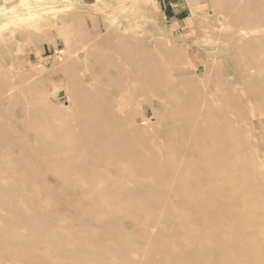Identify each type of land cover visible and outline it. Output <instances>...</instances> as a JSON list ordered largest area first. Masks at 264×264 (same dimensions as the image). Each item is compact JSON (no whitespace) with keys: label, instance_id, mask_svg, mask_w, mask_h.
I'll use <instances>...</instances> for the list:
<instances>
[{"label":"rangeland","instance_id":"1","mask_svg":"<svg viewBox=\"0 0 264 264\" xmlns=\"http://www.w3.org/2000/svg\"><path fill=\"white\" fill-rule=\"evenodd\" d=\"M4 1L0 0V264H198L193 257L197 254L183 242L186 238L182 241L175 233L177 224H171L202 211L214 221L218 215L220 235L231 238L226 242L206 235L207 245L194 248L207 256L205 264H246L247 256L234 259L238 244L264 254V0H186L184 13L175 19L165 0ZM217 111L230 125L226 172H241L245 191L237 196L250 198L243 208H226L228 213L213 199L218 196L216 183L198 184L199 170L192 169L198 168L197 154L189 152L196 141L193 132L198 131L192 128L193 118L202 122ZM100 128L104 139L96 136ZM119 129L125 131V142ZM113 136L125 147L138 144L141 154L153 150L147 160L162 167L157 176L163 180L148 187L142 184L137 166L132 168L118 155L126 149ZM155 143L159 149L151 148ZM140 150L135 152L139 155ZM154 153L159 155L156 160ZM146 162L141 164H153ZM168 167L172 172L176 167L196 193L183 191ZM192 196H203L205 205L212 207L190 210L184 199ZM171 213L177 214L172 223L167 218ZM235 215L239 218L231 219ZM239 221L244 223L241 231ZM163 238L172 252L155 246Z\"/></svg>","mask_w":264,"mask_h":264},{"label":"bare ground","instance_id":"2","mask_svg":"<svg viewBox=\"0 0 264 264\" xmlns=\"http://www.w3.org/2000/svg\"><path fill=\"white\" fill-rule=\"evenodd\" d=\"M5 1H8V0H5ZM4 1V2H5ZM248 2H250V0L248 1ZM256 2V1H255ZM256 3H258V1L256 2ZM253 4V3H252ZM250 5V7H251V4H248V6ZM2 6V5H1ZM247 6V7H248ZM254 6V5H253ZM252 6V7H253ZM237 41H239V40H237ZM240 42V41H239ZM131 49V48H130ZM128 55V54H127ZM125 60V59H124ZM129 60V59H128ZM133 60H134V58H133ZM132 61V60H131ZM129 65V64H128ZM131 67V66H130ZM2 68V67H1ZM149 69V68H148ZM129 70V69H128ZM166 71V70H165ZM123 72V71H122ZM130 72V71H129ZM118 73V72H117ZM135 74V73H134ZM122 75V74H121ZM120 75V76H121ZM133 75V74H132ZM123 77H124V75H122ZM121 76V77H122ZM131 76V75H130ZM135 77V76H134ZM139 78H140V76H138ZM126 78V77H125ZM134 79V78H133ZM143 79V78H142ZM174 80V79H173ZM129 81H130V79H129ZM135 81H138V80H136V78H135ZM227 81V80H226ZM130 82H132V81H130ZM134 82V81H133ZM236 84V83H235ZM133 85V84H132ZM218 91V90H217ZM241 92V91H240ZM242 93V92H241ZM149 96V95H148ZM162 100V99H161ZM225 101V100H224ZM225 103H227V101L225 102ZM222 104H223V101H222ZM47 107V106H46ZM220 107V106H219ZM224 107H230V106H224ZM208 108V107H207ZM232 108V107H231ZM172 109V108H171ZM223 112H224V110H222ZM222 111L221 112H219V111H217V113H215V114H213V116H210V117H206L205 119H204V121H202V122H198V120H195V118H193V123H192V128L193 129H196V130H198L197 131V134H195L194 132H193V136H192V138L195 136L196 138H195V142H194V144H193V150H192V147H191V150L189 151V149L190 148H188V150L187 151H189V152H193L194 151V153L195 154H197V156H196V158H194V160H196V162H197V167L198 168H196V166H193L192 167V169L195 167V169H196V171L194 170V172L196 173L197 172V170H199L198 171V177H200L199 178V180H198V184H206V183H211V184H214V183H216V184H214V185H217L216 186V188H213V189H215V191L216 192H218V196H215V197H213V199H215V200H219L220 201V204H221V206L223 207V210H225V212L227 211L226 210V208H229V209H235V210H237V209H239V208H243V207H245L247 204H248V200L250 199V198H248V196L247 195H245V194H243V195H240V196H237V194H239V193H244V191H245V188L242 186V184H241V176H240V174H241V172H238V171H236V170H231L230 172H226L227 171V168L225 167L226 166V161H227V159H228V152H227V149L229 148V145H231V139L230 140H228V137H227V135H228V133H227V131L226 130H228L227 128H229V126H227V123H228V120H226V119H224L223 118V113H222ZM227 112V111H226ZM121 113H123V112H121ZM227 113H229V112H227ZM225 114V113H224ZM230 114H233V113H231L230 112ZM227 115V114H226ZM181 116V115H180ZM200 116V115H199ZM229 116H231V115H229ZM232 118V117H231ZM234 120V119H233ZM187 121H188V119H187ZM191 121V120H190ZM245 121V120H244ZM248 121V120H247ZM190 123V122H189ZM232 124V123H231ZM236 124V123H235ZM62 125V124H61ZM122 125V124H121ZM181 125V124H180ZM122 126H124V123H123V125ZM122 126H120L119 125V127L117 126V128H120V127H122ZM107 127V129H108V125L106 126ZM114 127H115V125H114ZM126 127H127V125H126ZM125 127V128H126ZM181 127H183L182 125H181ZM116 128V127H115ZM114 128V129H115ZM57 129V128H56ZM102 128H100L99 129V132H100V130H101ZM104 129H105V127H103V130H101L102 132L104 131ZM230 129V128H229ZM126 130H128V129H126ZM180 130V129H179ZM178 130V131H179ZM112 131H113V129H112ZM119 131L121 132V129H119ZM250 131V130H249ZM102 132H100V133H98L96 136L98 137H100V138H103V137H101L100 135L102 134ZM105 132V131H104ZM128 132V131H127ZM184 132V131H183ZM229 132V131H228ZM49 133H51V132H49ZM48 133V134H49ZM124 135H123V134ZM167 133V135H170V133L171 132H169V131H167L166 132ZM176 133H177V130H176ZM107 134V133H106ZM113 134V133H112ZM121 134H122V138H121V140H123L124 142H125V140L123 139V136H124V138H126V135H125V131L123 132H121ZM131 135V134H130ZM133 135V134H132ZM183 135V134H182ZM184 135H186L185 134V132H184ZM190 135V134H189ZM111 136V135H110ZM177 135H175V137H176ZM179 136H181V134H179ZM108 137V136H107ZM114 137V136H113ZM116 137V139H118L117 141L114 139ZM114 138H112V139H114L116 142H117V145H120L119 144V142L120 143H122V148H125L126 149V151H125V153L126 154H122L123 153V151L122 150H120V152H119V154L118 155H122V157H121V159L123 160V162H126L127 164H131V165H133L132 166V168L133 167H135V166H137L136 168H135V172H137V175L139 174V178H137L138 180L140 179L141 180V183L142 184H147V187H148V185H152V184H154L155 182H156V180H159V179H162V178H164L163 176H161V177H159L160 175L159 174H161V171H160V173L158 172V168L160 167V165L158 166V167H156V166H153V165H156V164H154L153 163V160L151 161V162H148V160H149V158L152 156L151 155V153L153 152V150L152 149H147V150H152L151 152L149 151V153H150V155H144V154H141V150L137 147L138 146V144H137V142L136 143H133V142H131V145H133V144H137V146L136 147H134L135 149H138V150H140L139 152H140V154L138 155V153L137 152H135V149L133 148V146L132 147H129V146H127V147H125V145L123 144V142H121V140L119 139V138H117L118 136H115ZM186 137V136H185ZM51 138V137H50ZM179 138H184L183 136L182 137H179ZM52 139H54V138H52ZM104 139V138H103ZM111 139V143H112V140ZM159 139V138H158ZM167 139V138H166ZM154 140V139H153ZM42 141V140H41ZM106 140H104V142H105ZM115 141H113V142H115ZM136 141V139H134V142ZM152 141V140H151ZM181 141V140H180ZM66 142V141H65ZM109 142V143H110ZM171 142V141H170ZM54 143V142H53ZM106 143V142H105ZM105 143H104V145H105ZM108 143V144H109ZM39 145H41L40 143H38ZM93 144V143H92ZM158 144L159 143H157V146H156V143H155V145L154 146H152V145H150L151 146V148L152 147H158ZM95 145V144H94ZM97 145V144H96ZM116 145V144H115ZM162 145V144H161ZM108 146V145H107ZM124 146V147H123ZM159 146H160V144H159ZM112 147V146H111ZM120 147V148H121ZM67 148H69V147H67ZM77 148V147H76ZM116 148V147H115ZM119 147H117V149H120ZM130 148H132V149H130ZM128 149H130V150H132V151H127ZM133 149H134V151H133ZM157 149H159V147L157 148ZM60 150V149H59ZM110 150V149H109ZM63 151V150H62ZM113 151L115 152V150H114V148H113ZM122 151V152H121ZM144 151V150H143ZM155 152H157V150H154ZM6 152V151H5ZM64 152H66V147H65V150H64ZM67 152H69L68 151V149H67ZM109 152H111V151H109ZM148 152V151H147ZM2 152H0V154H1ZM14 153V152H13ZM57 153V152H56ZM113 153V152H112ZM111 153V154H112ZM145 154H146V152H144ZM160 153V152H159ZM69 154V156H70V153H68ZM108 154V153H107ZM116 154V153H115ZM114 154V155H115ZM155 154L156 155H158L157 153H154V156H155ZM191 154H193V153H191ZM3 155H5V154H3ZM65 155V154H64ZM113 155V154H112ZM118 155H116L117 157H118ZM146 156V160H147V162L149 163V165L150 164H152V165H150V167H147V165L146 166H144L143 164H145V163H142L141 164V161L142 162H146V160L144 161L142 158H141V156ZM259 155V154H258ZM85 156H86V154H85ZM153 156V158L156 160L158 157H159V155L157 156V157H154ZM165 156V155H164ZM193 156V155H192ZM3 157V156H2ZM1 157V158H2ZM109 157H110V155H109ZM112 157V156H111ZM141 159H140V158ZM194 157V156H193ZM192 157V158H193ZM258 157V156H257ZM56 158V157H55ZM73 158V157H72ZM113 158V157H112ZM161 158H162V156H161ZM92 159V158H91ZM90 159V160H91ZM109 159V158H108ZM120 159V160H121ZM145 159V158H144ZM114 160H116V157H114ZM164 160V159H163ZM168 160V159H167ZM189 160V159H188ZM96 161H100V160H96ZM102 161V160H101ZM111 161V160H110ZM261 161V160H260ZM10 162V161H9ZM113 162V161H112ZM133 162H135V163H133ZM146 162V163H147ZM157 162H160V161H157ZM147 163V164H148ZM156 163V162H155ZM161 163V162H160ZM168 163L169 162H166V164H167V166H168ZM182 163V162H181ZM256 163V162H255ZM7 164H9V163H7ZM12 164V163H11ZM15 164V163H14ZM170 164V163H169ZM263 164V163H262ZM261 164V165H262ZM55 165H57V164H55ZM83 165V164H82ZM111 165H112V163H111ZM135 165V166H134ZM139 165H142V167L141 166H139ZM173 165V164H172ZM240 165V164H239ZM249 165V164H248ZM15 166V165H14ZM75 166V165H74ZM76 166H78V165H76ZM76 166H75V168H73L74 170L76 169ZM101 166H103V165H101ZM127 166V165H126ZM130 166V165H129ZM139 166V167H138ZM144 166V167H143ZM163 166V165H162ZM175 166V164L172 166V167H174ZM263 166H264V164H263ZM70 167V166H69ZM82 167V170L84 171L85 170V168H83V167H87L86 165H84V166H81ZM92 167V166H91ZM128 167V166H127ZM164 167V166H163ZM242 167L244 168V166L242 165ZM260 167V166H259ZM262 167V166H261ZM260 167V168H261ZM78 168V167H77ZM156 168H157V170H156ZM168 168H170V167H168ZM176 168V167H175ZM173 168V172H172V168H170L171 170V172L170 173H173L172 175H174L178 180V183H179V185H180V183L181 184H183V186H184V188L182 189L183 191H185V192H187L188 194L190 193V194H192L193 195V193H196V192H193L194 191V187L192 186L193 184H188V182H187V179H185L184 178V176L182 175V173L180 172V171H178V169L176 168ZM257 168V167H256ZM17 169V168H16ZM87 169V168H86ZM91 169V168H90ZM95 169V168H94ZM159 169H161L162 170V167H160ZM242 169V168H241ZM259 171L261 170V169H259V168H257ZM18 170V169H17ZM73 170V171H74ZM81 169H80V171H82ZM243 170V169H242ZM77 171V170H76ZM86 171V170H85ZM84 171V172H85ZM92 171V170H91ZM165 171H168L169 172V169L168 170H166L165 169ZM176 171H178V172H176ZM229 171V170H228ZM244 171H245V169H244ZM75 172V171H74ZM6 173V172H5ZM81 173H83V172H81ZM14 174V173H13ZM13 174H11V175H13ZM15 174H17V173H15ZM72 174H73V172H72ZM90 174V173H89ZM136 174V173H135ZM169 174V173H168ZM184 175H185V173H183ZM243 174V173H242ZM264 174V173H263ZM120 175V174H119ZM118 175V176H119ZM157 175H159V176H157ZM162 175H163V173H162ZM172 175L170 176V177H172ZM87 176V175H86ZM95 176V175H94ZM186 176V175H185ZM260 176H261V179L263 180V177H262V175L260 174ZM259 176V177H260ZM5 177V176H4ZM75 177V176H74ZM125 177V176H124ZM135 177H136V175H135ZM251 177H252V175H251ZM254 177H256V180L255 181H258V179H257V176H255L254 175ZM73 178V177H72ZM76 178V177H75ZM126 178V177H125ZM78 179V178H77ZM86 179V178H85ZM254 178H252V180H253ZM4 180H6V179H3V182H4ZM7 180H9V179H7ZM6 180V181H7ZM75 179H73V181H74ZM110 180V179H109ZM163 180V179H162ZM238 180H240V182L238 181ZM252 180H251V182H252ZM261 180V181H262ZM2 181V180H1ZM5 181V183H7ZM114 181V180H113ZM176 181V180H175ZM244 181V180H243ZM254 181V180H253ZM85 182V181H84ZM14 183V182H13ZM94 183V182H93ZM254 183V182H253ZM253 183L251 184V186L250 187H252V191L250 190V192H254V190H253ZM109 184V183H108ZM126 184H127V182H126ZM171 184V183H170ZM93 185V184H92ZM262 185V184H261ZM3 186V185H2ZM32 186H33V184H32ZM127 186V185H126ZM146 186V185H145ZM166 186H168V185H166ZM195 186V185H194ZM201 186V185H200ZM248 186H249V184H248ZM34 188H35V186H33ZM87 187V186H86ZM89 187V186H88ZM182 187V186H181ZM212 187H214L213 185H212ZM1 188V187H0ZM23 188V187H22ZM32 188V187H31ZM91 188V187H90ZM126 188V187H125ZM197 188V185H196V187H195V189ZM33 189V188H32ZM185 189V190H184ZM198 189V188H197ZM256 189V188H255ZM262 186H261V191H262ZM21 190V189H20ZM94 190V189H93ZM36 191V190H35ZM132 191V190H131ZM154 191H156V192H154V193H157V189L156 190H154ZM159 192H160V189L158 190ZM162 191V190H161ZM189 191V192H188ZM196 191V190H195ZM248 191H249V189H248ZM130 192V191H129ZM133 192V191H132ZM182 192V191H181ZM179 193V192H178ZM177 193V194H178ZM183 193V192H182ZM9 194V193H8ZM12 194V193H11ZM23 194V193H22ZM180 194V193H179ZM178 194V195H179ZM257 193L255 192V195H256ZM10 195V194H9ZM32 195V194H31ZM102 195V194H101ZM129 195V194H128ZM134 195V194H133ZM202 195V194H201ZM200 195V196H201ZM259 195V194H258ZM257 195V196H258ZM39 196V195H38ZM184 196H186V195H184ZM199 196V197H200ZM14 197H15V195H14ZM17 197V196H16ZM103 197V196H102ZM101 197V198H102ZM140 197V196H139ZM138 197V198H139ZM163 197H165V196H163ZM162 197V198H163ZM198 196H192V197H185V201L188 203V205L190 206V208H192V209H190V210H196V211H199L198 210V208L200 209V207H204V209L206 208V207H212V205L210 204V206L209 205H205V202H203V200L202 199H206V198H204L203 196V198L202 197H198ZM244 197V198H243ZM218 198V199H217ZM255 198V197H254ZM38 199V198H37ZM119 199V198H118ZM165 199H168L167 197L165 198ZM210 199H211V197H210ZM241 199V200H240ZM256 199V198H255ZM97 200V199H96ZM95 200V201H96ZM135 200H137L136 198H135ZM163 200V199H162ZM169 200V199H168ZM167 200V201H168ZM207 200V199H206ZM234 200H239V203H237V204H234V203H232ZM138 201V200H137ZM166 201V200H165ZM199 201H201V203H199ZM164 202V201H163ZM211 203H213V201H210ZM42 204H44V202L42 201V203H41V207L43 206V208H44V205H42ZM98 204V203H97ZM186 204V203H185ZM9 205H10V203H9ZM99 205V204H98ZM143 205V204H142ZM187 205V204H186ZM249 205V204H248ZM13 206V205H12ZM26 206V205H25ZM34 206V205H33ZM47 206V205H46ZM134 206V205H133ZM15 207V206H14ZM85 207H86V205H85ZM114 207H116V206H114ZM214 207V206H213ZM4 209V207H2L1 206V209ZM12 208V207H11ZM10 208V209H11ZM98 208V207H97ZM181 208V207H180ZM19 209V208H18ZM33 209H34V207H33ZM39 209H41V208H39ZM102 209V208H101ZM100 209V212L102 213V210L104 211V210H107V209H105V208H103L102 210ZM177 209V208H176ZM211 209V208H210ZM252 209V208H251ZM7 210V209H6ZM21 210V209H20ZM24 210V209H23ZM94 210H95V208H94ZM98 210V209H97ZM153 210V209H152ZM152 210H150V212L152 211ZM248 210H250V209H248ZM36 211V210H35ZM43 211V210H42ZM107 211H109V209L107 210ZM215 211V210H214ZM230 211V210H229ZM244 211V210H243ZM251 211V210H250ZM250 211H249V216H252L251 214H250ZM9 212H11V210H9ZM14 212H15V210H14ZM21 212V211H20ZM97 212V211H96ZM140 212V211H139ZM146 212V211H145ZM203 212V211H202ZM202 212L201 213H198V212H193L194 214H191L190 215V219L189 220H187V219H178L177 220V223H172L175 219H177L176 218V216L175 215H177V214H174V213H171V214H169V216L167 217L169 220V222L170 223H172L171 225L172 226H175V224H177L176 225V227H174V231H175V228L177 229L176 230V234L178 235V234H180V237H182V241H183V237H185L186 238V241H183V242H187L190 246H191V248H192V250L194 251V253H196L197 254V256H194V254H193V257H196L198 260H199V263L198 264H205L206 263V257L204 256V257H202L203 255H202V253H201V251L200 250H198V249H194L195 247L197 248V247H203L204 246V244H206V240H207V238H206V235H207V237H211L212 239H215V240H221V241H226V242H228V241H231V238H228L227 236H224V235H220L221 234V231L220 230H222V228H220V225L217 223V222H220V217L217 215V216H214V218H215V220L216 221H214V220H212V219H208V217L209 216H206V215H202ZM234 212H236V211H234ZM2 213V212H1ZM17 213H18V211H17ZM16 213V214H17ZM147 213V214H146ZM146 213H144V214H146V215H148V213L149 212H146ZM152 213V212H151ZM154 213V212H153ZM227 213H228V211H227ZM242 213V212H241ZM20 214V213H19ZM18 214V215H19ZM24 214V213H23ZM27 214V213H26ZM60 214V213H59ZM229 214H232V213H230L229 212ZM245 214V213H244ZM5 215H7V214H5ZM12 216H13V214H11ZM62 215V214H61ZM60 215V216H61ZM65 215V214H64ZM68 215V214H67ZM102 215H104V214H102ZM111 215V214H110ZM109 215V216H110ZM134 215V214H133ZM201 215V216H200ZM21 216H23V215H21ZM105 216V215H104ZM140 216V215H139ZM138 216V217H139ZM144 216V215H143ZM149 217L150 216H152L153 217V214H149L148 215ZM249 216H248V218H249ZM8 217V216H7ZM6 217V218H7ZM32 217V216H31ZM36 217V216H35ZM65 217V216H64ZM68 217V216H67ZM145 217V216H144ZM244 217V216H243ZM5 218V219H6ZM10 218V217H9ZM25 218L26 219H28L26 216H25ZM40 218V217H39ZM47 218V217H46ZM62 218H63V216H62ZM137 218V217H136ZM145 218H147V217H145ZM237 218H239V216L238 215H235V216H231V219H237ZM18 218H14V220H17ZM22 219H23V217H22ZM30 219V218H29ZM29 219H28V221H29ZM32 219V218H31ZM35 219V218H34ZM43 219V218H42ZM48 219V218H47ZM58 219V218H57ZM230 219V218H229ZM19 220H21L20 218H19ZM45 220V219H44ZM70 220V219H69ZM109 220V219H108ZM135 220V219H134ZM10 221V220H9ZM35 221H36V219H35ZM37 221H38V218H37ZM39 221H41V220H39ZM60 221V220H59ZM120 221V220H119ZM244 221H246V220H244ZM11 222H13V223H11V224H14V221L12 220ZM18 222V221H17ZM22 222H23V220H22ZM25 222H27V221H25ZM34 222V221H33ZM60 222H62L63 223V221H60ZM65 222V221H64ZM69 222V221H68ZM147 222V221H146ZM165 222V221H164ZM240 222V221H239ZM250 222V221H249ZM19 223V222H18ZM24 223V222H23ZM30 223H32V221L30 222ZM38 223V222H37ZM41 223H43V224H45V222L43 221H41ZM59 223V222H58ZM240 223H243V222H240ZM25 224H27V223H25ZM38 224H40V222L38 223ZM164 224H166V223H164ZM246 224H247V222H246ZM4 225V224H3ZM15 225H17V224H15ZM33 225H34V223H33ZM32 224H31V226H33ZM37 225V224H36ZM55 225V224H54ZM59 225H61V224H58V226ZM63 225V224H62ZM64 225H66V224H64ZM163 225V224H162ZM179 225V226H178ZM224 225V224H223ZM243 226H239L238 227V229H237V231L238 230H240L241 231V229L242 228H244V223L242 224ZM248 225V224H247ZM253 225V224H252ZM0 226H1V224H0ZM28 226V228H29V225H27ZM39 226H41V225H39ZM171 226V227H172ZM254 226V225H253ZM2 227H4L5 228V226H2ZM56 227H57V225H56ZM63 227V226H62ZM142 227V226H141ZM167 226H164V228H166ZM259 227H260V225H259ZM31 228V227H30ZM33 228V227H32ZM38 228V227H37ZM144 228V227H143ZM142 228V229H143ZM245 228H246V226H245ZM253 228H255V227H253ZM3 229V228H2ZM5 229H7V227L5 228ZM4 229V230H5ZM10 229V228H9ZM39 229V228H38ZM60 231L62 230L61 228H58ZM73 229V228H72ZM233 229V228H232ZM11 230H13V228L11 229ZM30 230V229H29ZM28 230V231H29ZM33 230H34V228H33ZM33 230H31V231H33ZM168 230V229H167ZM224 230V229H223ZM235 230V229H234ZM30 231V232H31ZM40 231H41V228H40ZM44 231V230H43ZM43 231H41V232H43ZM63 231V230H62ZM143 231V230H142ZM236 231V232H237ZM258 231V230H257ZM259 231H260V229H259ZM258 231V232H259ZM8 232H10V231H8ZM45 232V231H44ZM67 232V231H66ZM233 232V231H232ZM247 232H248V230H247ZM7 233V232H6ZM33 233H35V232H33ZM48 233V232H47ZM62 233V232H61ZM207 233H209L210 235H208ZM244 233L246 234V232H245V229H244ZM254 233V232H253ZM14 234V233H13ZM244 234V235H245ZM255 234V233H254ZM9 235V234H8ZM18 235V234H17ZM24 235V234H23ZM146 235V234H145ZM2 236V235H1ZM35 236H37V234H35ZM160 236V235H159ZM14 237V236H13ZM19 237V236H18ZM24 237V236H23ZM27 237V236H26ZM29 237V236H28ZM30 237H32V238H34V236H30ZM39 237V236H38ZM48 237H49V235H48ZM162 237V236H161ZM2 238V237H1ZM21 238V237H20ZM25 238V237H24ZM36 238V237H35ZM34 238V239H35ZM88 238V237H87ZM14 239V238H13ZM16 239V238H15ZM81 239V238H80ZM19 240V239H18ZM39 240H40V237H39ZM44 240V239H43ZM82 240H83V238H82ZM82 240H81V242H82ZM101 240V239H100ZM157 240V239H156ZM210 240V239H209ZM28 241V240H27ZM47 241V240H46ZM206 241V242H205ZM23 242H26V241H22V243ZM31 242V241H30ZM33 242V241H32ZM41 242V241H40ZM59 242H61V241H58V243ZM80 242V241H79ZM205 242V243H204ZM252 242V241H251ZM3 243V242H2ZM2 243H0V244H2ZM62 243V242H61ZM238 243V242H237ZM4 244V243H3ZM29 244V243H28ZM34 244V243H33ZM53 244V243H52ZM64 244V243H63ZM78 244V243H77ZM155 244V246L157 247H159V248H164V250L166 251V252H168L169 253V251H171V250H173L172 249V245H171V243L170 242H166V239H164L163 238V240H162V242H159L158 240L154 243ZM35 245H36V243H35ZM39 245V244H38ZM61 245V244H60ZM82 245V244H81ZM174 245V244H173ZM207 245V244H206ZM31 246V245H30ZM32 246H34V245H32ZM40 246V245H39ZM49 246V245H48ZM55 246V245H54ZM79 246V245H78ZM238 247L237 248H235V253L237 254V256H236V258L234 257V259H236L237 261L239 260V258L240 257H246L247 256V258H248V260L246 259L245 261H247L246 262V264H256L255 262H256V259H261L262 260V264H264V254H262V252H258V250H255V249H251L252 247H250V249L248 248V246H246V247H244L245 246V244H238L237 245ZM28 247V246H27ZM37 247V246H36ZM46 247V246H45ZM60 247V246H59ZM62 247H63V245H62ZM61 247V248H62ZM29 248V247H28ZM78 248V247H77ZM81 248V247H80ZM55 249V248H54ZM79 249V248H78ZM82 249V248H81ZM81 249H80V251H81ZM17 250V249H16ZM62 250H63V248H62ZM169 250V251H168ZM188 250V249H187ZM64 251H65V249H64ZM189 251V250H188ZM220 251H223V250H221L220 249ZM16 252V251H15ZM14 252V253H15ZM172 252V251H171ZM25 253V252H24ZM64 253V252H63ZM162 253H163V250H162ZM223 253V252H222ZM28 255V253H25V255ZM66 254V253H65ZM64 254V255H65ZM69 254V253H68ZM81 254V253H80ZM173 254V253H172ZM201 256H200V255ZM208 254H210L209 252H208ZM207 253H206V255H208ZM58 255V254H57ZM62 255V254H61ZM60 255V256H61ZM77 255H79V254H77ZM163 255H164V259H168L170 256H168V255H165L164 253H163ZM190 255V254H189ZM12 256V255H11ZM19 256H20V253H19ZM43 256H45V255H43ZM55 256V255H54ZM90 256V255H89ZM15 257H17V256H15ZM20 257H22V256H20ZM25 257V256H24ZM28 257V256H27ZM62 257H64V256H62ZM75 257V256H74ZM80 257V256H79ZM126 257V256H125ZM209 257V256H208ZM47 258H48V256H47ZM205 258V259H204ZM213 258V257H212ZM43 259H44V257H43ZM82 259V258H81ZM126 259V258H125ZM34 260H36L35 258H34ZM124 260V259H123ZM126 260H128V259H126ZM208 260V259H207ZM32 261V260H31ZM39 261H40V259H39ZM104 261V260H103ZM159 261V260H158ZM30 262V261H29ZM165 262H166V260H165ZM210 262V261H209ZM209 262H208V264H209ZM65 263V262H64ZM71 263V262H70ZM69 263V264H70ZM80 263H81V261H80ZM99 263V262H98ZM156 263V262H155ZM34 264V263H33ZM48 264V263H47ZM89 264V263H88ZM93 264V263H92ZM105 264V263H104ZM164 264H166V263H164ZM234 264V263H233ZM243 264H244V262H243Z\"/></svg>","mask_w":264,"mask_h":264},{"label":"crops","instance_id":"3","mask_svg":"<svg viewBox=\"0 0 264 264\" xmlns=\"http://www.w3.org/2000/svg\"><path fill=\"white\" fill-rule=\"evenodd\" d=\"M165 7L167 8V12L172 16V18L179 17L184 13V9H186L187 2L186 0H165ZM192 2H199L201 0H190Z\"/></svg>","mask_w":264,"mask_h":264}]
</instances>
